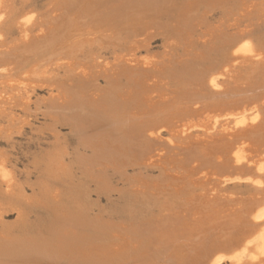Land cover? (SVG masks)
Wrapping results in <instances>:
<instances>
[{
  "label": "bare ground",
  "instance_id": "bare-ground-1",
  "mask_svg": "<svg viewBox=\"0 0 264 264\" xmlns=\"http://www.w3.org/2000/svg\"><path fill=\"white\" fill-rule=\"evenodd\" d=\"M30 1L24 0L21 10ZM196 1L224 9L238 0ZM193 4L184 8L192 9ZM173 13L178 19V0H58L33 33L26 25L31 17H21L25 21L20 24L18 40L0 43V79L17 82L0 85V109L8 111L12 103L26 111L32 92L27 85L39 80L51 83L50 75L64 67L66 74L50 84L56 94L44 101V108L67 121L78 143L91 148L92 164L101 160L121 170L125 160L141 176L153 164L159 175L144 176L150 179L148 183L137 177L123 180L143 189L152 187L155 192L162 190L158 179L168 183L167 187H176L177 180L183 183L171 174L173 170L187 171L191 177L203 175L204 180L185 182L190 183L189 189L202 186V192L191 195L189 201L180 199L175 208L162 206L146 223L129 227L131 240H115L119 241L115 244L110 238L105 242L112 234H102L106 230L103 223L86 211L68 210L62 220L54 212L45 234L2 232L0 264L264 262V13L249 17L252 21L244 28L246 12L239 20L232 18L230 28L223 24L211 27L208 41L187 42L178 60L171 58L160 68L149 59L142 60V66L123 62L106 67L98 62L103 38L113 37L119 43L111 46L128 48L129 55L128 46L135 38L172 19ZM182 16L180 20L192 21L190 15ZM240 59L248 64H238ZM231 73V81L224 84ZM8 90L21 93L5 96ZM219 118L228 123L219 126L222 130L209 132L217 129ZM191 128L208 133L199 129L186 145L172 144L184 142ZM162 129L168 130V138L161 137ZM170 156L176 164H170ZM230 182L245 184L250 194L245 196L247 191L238 199L221 194ZM95 242L98 245L88 247ZM227 244L231 251L225 253ZM109 255L117 256L110 261Z\"/></svg>",
  "mask_w": 264,
  "mask_h": 264
},
{
  "label": "rangeland",
  "instance_id": "rangeland-1",
  "mask_svg": "<svg viewBox=\"0 0 264 264\" xmlns=\"http://www.w3.org/2000/svg\"><path fill=\"white\" fill-rule=\"evenodd\" d=\"M57 1L32 0L29 5H25L24 10H21L24 0H0V22L2 23L0 26V43L18 40L21 34L20 24L24 23L25 19L22 18L26 15L31 18L25 24L29 25L28 27L31 29L29 31L33 33L37 29L38 23L44 22V19L49 16ZM196 2L195 4V0H178V19L182 13L183 18L190 15L192 21L178 20L175 16L176 13H173L172 19L163 20L162 23L156 24L146 30L143 35L135 38V41L128 46L130 47L129 55H126L129 52L128 48L114 45L116 48L119 46L116 49L111 46V43H119L117 40H113V37L103 38L99 41L100 44L107 42L110 43V46L102 45L103 54L101 51L99 52L101 56L98 58V62H102L106 67L112 64L117 67L122 66L123 62H127L129 65L142 66L141 61L149 59L156 62V68H160L167 65L166 62L171 58L178 60V54L182 48H185L187 42L208 41L210 38L207 32L210 31L211 27L217 26V24L228 26L233 23L232 18H241L246 12V22L241 21L244 28L245 23L252 21L256 15L264 13V0H238L228 5V7L232 6L226 7L228 9L214 7L213 4L204 7L203 3ZM186 3L190 7L191 3H194L193 8L185 9ZM239 3L242 5L239 6ZM187 11V14L183 13ZM228 27L230 28V26ZM238 28L231 30V32L237 31ZM87 33L91 32L88 31ZM106 33L110 36V32ZM237 63L242 66L248 64L244 59H240ZM9 67L13 70L12 65ZM80 69L81 67L74 72ZM64 70V67L56 69L50 75L51 83H53V79L64 76V73L66 74ZM235 70L237 72V69ZM231 75L232 73L224 78V84L231 81ZM11 79L9 82L0 79V85H16L17 82L13 78ZM98 81L101 85L105 84L103 78L98 77ZM152 82L153 78L149 80V83ZM51 83L39 80L27 85L32 88V92L29 93V105L26 106V111L12 103L9 105L11 108L8 111L4 112L0 109V234L2 232L9 235L17 233L24 235L45 234L49 225L53 223L52 214L54 212L59 213L55 217L61 219L65 213H68V210H70L69 212L80 210L86 211L87 216L102 222L106 228L102 234H112V236L107 237L105 242L110 238L111 244H115L119 242H115V240H131L130 228L132 225L146 223L147 218L154 216L162 206L175 208L180 199L189 201L191 195L202 192V186L196 185L195 188L189 189L190 183L185 182H190L192 179L204 180L203 175L191 177L187 176V171L173 170L171 174L176 175L175 177L183 183L177 180L174 183L177 185L176 187H167L166 184L168 183L158 179V185L162 186V190L155 192L152 187L143 189L139 188L138 184L135 185L123 180L124 177H137L143 179V182H147L146 180L150 179L144 176L156 177L159 175L158 168L153 164L150 165L154 167H148V163L141 162L140 165H146L148 169L144 174L141 173L142 176L138 175L139 171L134 165L131 166L125 160L121 170L112 168L108 164L103 165L104 161L101 160L92 164L93 159L89 157L91 148H85L78 143L67 121L60 119L57 114L47 113L45 110L44 101L50 95L56 94L55 89H52L53 86H50ZM17 86L20 87L23 84ZM7 92L2 94L8 96L9 92V95L21 93L19 90L16 92L15 90H8ZM152 95H157V92L152 93ZM226 123H228V119L219 118L217 129H208V131L217 132L221 128L219 126ZM198 130L200 132L207 131L203 128H191L188 134H184L183 144L178 140L172 144L177 147L186 145L187 142L185 141L188 137L198 134ZM168 133L167 129H162L161 137L168 138ZM81 156L85 161L83 159L80 161ZM174 157L167 158L170 164H176ZM178 166L180 167V165ZM122 173L124 176L121 178L119 174ZM244 185L235 182L226 183L220 193L238 199L239 195L248 191ZM166 191L169 195L166 194ZM250 192L249 190L245 196H248ZM192 212L190 211V213ZM125 228L129 230H124ZM96 244V242L92 243L88 247ZM197 245L198 243H195V246ZM226 264L232 263L227 262Z\"/></svg>",
  "mask_w": 264,
  "mask_h": 264
},
{
  "label": "water",
  "instance_id": "water-1",
  "mask_svg": "<svg viewBox=\"0 0 264 264\" xmlns=\"http://www.w3.org/2000/svg\"><path fill=\"white\" fill-rule=\"evenodd\" d=\"M221 170H226L224 167L221 169ZM227 173V172H226ZM226 173H222V174H226ZM222 177V176H221ZM228 177H232V176H228ZM223 178V177H222ZM105 227V226H104ZM104 227L102 228V229H104ZM106 229V228H105ZM118 244H121V245H118V246H122V243H118ZM124 246V245H123ZM225 249L223 250L225 253L226 252H230L231 251V247H229L228 246V244L227 245H225V247H224ZM109 256H111V255H109ZM117 255H115V256H111L110 258H112V259H110V258H108V259H110V261H114V257H116ZM100 256H98V258H99ZM97 258V257H96ZM106 258V257H105ZM107 259V258H106ZM126 260V259H125ZM99 261V260H98ZM99 264H102V262H100ZM114 264H119V263H114Z\"/></svg>",
  "mask_w": 264,
  "mask_h": 264
}]
</instances>
